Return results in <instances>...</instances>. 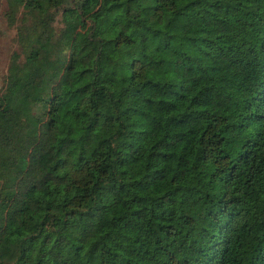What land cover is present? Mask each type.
Wrapping results in <instances>:
<instances>
[{
  "label": "trees",
  "instance_id": "obj_1",
  "mask_svg": "<svg viewBox=\"0 0 264 264\" xmlns=\"http://www.w3.org/2000/svg\"><path fill=\"white\" fill-rule=\"evenodd\" d=\"M67 1L4 0L0 264H264V0Z\"/></svg>",
  "mask_w": 264,
  "mask_h": 264
},
{
  "label": "rangeland",
  "instance_id": "obj_2",
  "mask_svg": "<svg viewBox=\"0 0 264 264\" xmlns=\"http://www.w3.org/2000/svg\"><path fill=\"white\" fill-rule=\"evenodd\" d=\"M76 1L77 0H68L66 5H71ZM62 8L63 6L58 8V12L52 20V26L55 31H58V29L62 26L60 22V11ZM3 9L4 0H0V87L2 85V78L5 74L8 54L15 48L13 41L14 30L6 26L5 20L2 17Z\"/></svg>",
  "mask_w": 264,
  "mask_h": 264
}]
</instances>
